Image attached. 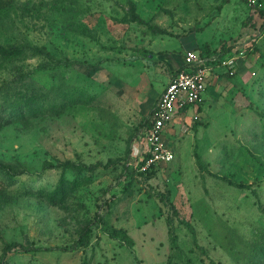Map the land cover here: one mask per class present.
<instances>
[{"label":"rangeland","instance_id":"1","mask_svg":"<svg viewBox=\"0 0 264 264\" xmlns=\"http://www.w3.org/2000/svg\"><path fill=\"white\" fill-rule=\"evenodd\" d=\"M242 1L204 46L247 72L164 135L175 158L149 174L143 122L224 0H0V255L52 248L0 264H264V19Z\"/></svg>","mask_w":264,"mask_h":264},{"label":"built area","instance_id":"2","mask_svg":"<svg viewBox=\"0 0 264 264\" xmlns=\"http://www.w3.org/2000/svg\"><path fill=\"white\" fill-rule=\"evenodd\" d=\"M249 5L264 8L259 0H249ZM255 40L256 38L249 42L248 46L253 45ZM221 53V50L206 53L200 49L185 52L182 68L171 75L153 107L151 124L144 130L146 150L140 160L144 161L140 167L142 170L153 164L168 163L175 158L173 149L163 139L167 126L174 121L180 109L197 105L203 100L204 93L217 76L219 67L231 72L235 70L238 56L224 58ZM198 117V114L193 115V119Z\"/></svg>","mask_w":264,"mask_h":264},{"label":"crops","instance_id":"3","mask_svg":"<svg viewBox=\"0 0 264 264\" xmlns=\"http://www.w3.org/2000/svg\"><path fill=\"white\" fill-rule=\"evenodd\" d=\"M246 11H247L246 5L243 3L242 0H229L228 2L223 3V6H222L219 14H217V16H218L217 20L212 21L210 24L207 25V27L205 29L200 30V31L196 32L194 35H192V36H194L193 40L187 41L186 39H182L181 45L177 47V49L179 48V50H177V51H185L186 52L187 50H193V49H196L197 47L204 46L205 43L207 42V39L210 38L208 36H205L204 33L207 31V29H209L211 27H215V31H216L218 25H220L218 19H220L223 16L237 17L241 13L245 14ZM223 25L226 27H230V26L233 27L234 24L232 22H230V23L226 22ZM263 34H264V30H262L258 41L264 36ZM211 38H212V36H211ZM233 49L224 50V49H222V47H219V46L216 47L215 45L211 47V50H216V51L223 50L221 55L224 58H228L231 55H237L238 56V59L235 62L236 63L235 71L237 72V75H236V77L231 79V80L236 81V80L241 79L242 76H244V74L247 72L246 70L248 68V59H246L245 55H242L243 54L242 52L237 53L234 51L236 49H234V50ZM184 53H183V62H181L182 64L179 67H181L184 63ZM226 71L227 70L224 67H219L217 69V76L210 82L206 92L204 93L202 104H201L202 105V111L200 113H198V115H202L205 111L204 99H207V98L213 99V98L218 97L220 95L219 94L220 87L224 86V85H226V83H228V81H229L228 76L223 75L224 73H226ZM170 77H169V79H170ZM239 77H241V78H239ZM169 79H168V81H169ZM168 81H167V83H168ZM199 105L200 104L191 105L188 107V109L186 111L184 110V108L180 109L179 112H177L174 121L169 126H167V128L165 129V134H167V133L171 134V132L174 131V129H175V127L173 128V126H176V128L181 127L184 124V122H183L184 117H186V123L189 124L190 123L188 120L189 117H192L193 115L197 114V109H198ZM191 107H193V114L189 115L188 112H189ZM170 134H167V135H170Z\"/></svg>","mask_w":264,"mask_h":264},{"label":"trees","instance_id":"4","mask_svg":"<svg viewBox=\"0 0 264 264\" xmlns=\"http://www.w3.org/2000/svg\"><path fill=\"white\" fill-rule=\"evenodd\" d=\"M229 0H224V3L225 2H228ZM262 4H264V0H259ZM255 10L257 11V13L255 14H249L248 18H247V21H250L252 19V17L254 15H260L263 19H264V8H259V7H255ZM152 28V30L155 32V33H164V29H161L157 26H150ZM261 28L263 29L264 28V23L261 24ZM261 29V30H262ZM222 49L224 50H228L230 49L229 47H226V46H221ZM202 50L203 52H206V53H211V52H214L216 50H211V47H208V46H202V47H197L195 50ZM223 52V50H221ZM6 51L0 47V53H5ZM182 66L179 68L181 69ZM177 69V70H179ZM236 69V68H235ZM223 75H227L229 79H233L234 77H236L237 75V72L234 70L231 72V70H227L226 73H224ZM200 105L198 106V109H197V114L200 113L202 111V101L199 103ZM26 110H23V108H19L18 110H15L14 113H16L15 115H17L18 113H23V111L25 112H28V113H33L34 111H37L38 108H36L35 106H31V105H27L25 107ZM188 109V107H185L184 110L186 111ZM22 110V112H21ZM153 110V108H152ZM7 109L2 111L0 114V127L2 126H5L7 125V122H5V118H6V115H7ZM12 112V111H11ZM152 113V111H151ZM11 115V114H10ZM196 123V121H195ZM144 127H148L150 124H151V114H150V117L145 119L144 122ZM144 164V161H139V164H138V169H140V167ZM158 168V165L157 164H153L152 166H149L147 167L145 170L141 171L142 173H149V174H153L156 169ZM133 173V172H132ZM216 175V174H214ZM228 182L236 187H239V188H250L251 187V184L247 183V182H241V181H236V180H233V179H228ZM173 207V205H172ZM174 209V207H173ZM105 225L107 227V231L110 233V235L112 237H115V238H122L124 240H129V237L128 235L125 233L124 230H121V229H117L115 227H110L108 226V224L105 222ZM173 242L175 241V239L173 238L172 240ZM78 243H82V244H85L86 243V240L84 238H81L79 240ZM76 247L75 246H70V247H63V248H57V249H60V250H63V251H69V250H74ZM14 249H21L25 252H30V251H39V250H50L52 248H48V247H43V246H26L24 244H21V243H18V242H11V243H7L4 248H3V251H2V254L0 255V259L3 260L5 259V257L7 256V254L9 252H11L12 250Z\"/></svg>","mask_w":264,"mask_h":264}]
</instances>
